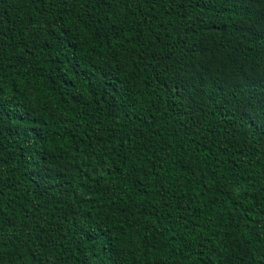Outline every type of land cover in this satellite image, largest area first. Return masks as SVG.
<instances>
[{"label":"trees","instance_id":"trees-1","mask_svg":"<svg viewBox=\"0 0 264 264\" xmlns=\"http://www.w3.org/2000/svg\"><path fill=\"white\" fill-rule=\"evenodd\" d=\"M0 264H264V0H0Z\"/></svg>","mask_w":264,"mask_h":264}]
</instances>
